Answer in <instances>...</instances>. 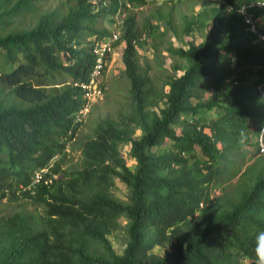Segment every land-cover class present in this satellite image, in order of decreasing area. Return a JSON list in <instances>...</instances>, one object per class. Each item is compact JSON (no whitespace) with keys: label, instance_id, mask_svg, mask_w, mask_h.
Instances as JSON below:
<instances>
[{"label":"trees","instance_id":"1","mask_svg":"<svg viewBox=\"0 0 264 264\" xmlns=\"http://www.w3.org/2000/svg\"><path fill=\"white\" fill-rule=\"evenodd\" d=\"M36 1L0 0V203L30 200L43 207L44 226L37 230L21 213L3 219L0 264H255L253 235L264 228V160L211 197L236 169L232 157L247 146L259 154L264 40L239 10L249 0H226L186 18L184 31L197 29L204 40L171 49L189 64L175 65L161 85L138 52L143 34L157 27L147 19L148 29L140 30L127 7L149 0H64L63 12L42 13L31 27L15 23ZM120 11L130 107L99 121L82 145L84 168L66 171L64 139L72 140L81 125L74 123L86 105L81 84L96 63L93 47L113 32L99 24L114 23ZM248 12L261 17L264 35V10ZM59 78L66 82L55 87ZM123 143L131 146L135 169L121 154ZM116 180L131 188L128 201L112 194ZM122 218L128 242L117 254L109 236Z\"/></svg>","mask_w":264,"mask_h":264},{"label":"rangeland","instance_id":"2","mask_svg":"<svg viewBox=\"0 0 264 264\" xmlns=\"http://www.w3.org/2000/svg\"><path fill=\"white\" fill-rule=\"evenodd\" d=\"M63 2L64 0H37L35 2L34 10L31 13L24 14L23 17L25 18L16 19L15 23H20L21 27H31L35 24L36 18L42 13L56 9L62 12L65 11L66 7H64ZM223 4H226V0H185L179 3L176 1V3L172 4L169 2L158 4L150 1L147 3L146 7L131 12L135 13L137 26L140 30L145 31L148 29L147 19H150V21L153 20L154 22L152 21V23L157 27L152 34L148 32L144 33L138 44L139 62L143 67L149 68L148 73L150 77L155 80L157 85H161V83L166 80L163 79L164 74L173 73V67L175 65L183 63V66L185 67L189 64L187 60L180 59L178 56L173 55L170 52L171 49H177L180 47L187 48L189 42H201L204 40L203 35L197 29L192 30L190 33L184 31L186 18L189 20L194 19V17H197V15L203 10H208L211 7L220 8ZM171 8L173 9V12L171 16L168 17V11ZM230 10L231 9L227 8V12ZM248 10L249 8L245 3L240 6V12L244 17L247 28L253 31L260 39L264 40V35L260 32L258 27V25H262L263 22L261 17H255V15L248 12ZM158 14H162L165 18L160 20V18L157 17L156 21L155 16ZM247 18H250L252 22H248ZM124 19V16L118 17L115 26L113 25L114 23H110L108 20L104 21V23L100 22L99 26L113 31L117 28L119 20V26L122 27L124 25ZM167 20H169L171 24H169ZM211 25L212 24H210V26ZM204 34H207V32ZM123 53L124 50H116L114 54L106 59L107 65L104 67L105 72L103 76L104 86H102L101 93L99 92L95 97L87 99L84 108L87 112L75 137L72 140H69L67 137L64 139V141L67 140L68 142V146L65 149L68 156L63 165V168L66 171H77L84 168L85 160L82 145L88 138L93 137V130L97 123L102 119H105L107 116L117 119L120 113H125L130 107V82L126 77L125 65L121 60ZM101 79V77L97 78V80L100 81ZM63 82H66L65 78H59L54 85H56L55 87H60ZM259 90H261V87H259ZM210 95V92H206L205 98H208ZM261 96L264 98V92L261 93ZM214 114L215 113H210L211 116H215ZM250 128H253V130L256 129L253 125ZM140 134V131L136 133V135ZM261 139L264 140V127L258 138V149ZM130 147L129 143L121 144V154L124 159H126L129 167L135 169L136 161L130 155ZM256 149L257 146H247L246 151L241 157L231 158L232 162L236 163V169L233 170L234 172L231 175H224L221 179L222 186L216 187L213 190L211 197L214 201L223 195L225 192V189H223L224 187L229 191L230 187L234 186L239 181L240 176L246 168L254 167L258 162H263L264 153L252 156V151H256ZM52 166L53 164L51 163L48 167L42 169L43 171L40 172L42 177ZM111 191L112 194L121 201H128L132 192L131 188L127 187L119 180H116V185ZM17 213L32 217L31 221L37 230L44 226V222L41 219L45 215L43 207L35 205L30 200L20 198L15 201L4 200L0 203V222ZM120 223L118 229L109 236L112 246L117 254L123 253L128 242L126 231L128 221L122 218L120 219ZM92 249H95L97 253L103 251L101 246L96 242L92 243ZM155 252L159 255L164 253L158 247L155 248Z\"/></svg>","mask_w":264,"mask_h":264},{"label":"built area","instance_id":"3","mask_svg":"<svg viewBox=\"0 0 264 264\" xmlns=\"http://www.w3.org/2000/svg\"><path fill=\"white\" fill-rule=\"evenodd\" d=\"M248 22H252L250 18H247ZM120 21L117 24V28L113 30L111 37L106 38L102 41H97L93 47L94 55L96 56V65L92 73V79L90 83L83 84L82 87L85 90L86 98L90 99L91 97H95L102 90V80H97V78L101 77L103 68L107 65L106 59L109 58L110 55L114 54L116 50H123V45L120 44V38L122 35V27L119 26ZM116 25V24H115ZM85 108V107H84ZM82 108L77 116L76 123H82L83 119L86 115V110ZM264 140L261 139L259 144V154L264 153ZM41 170L40 172H42ZM37 172L34 177L33 184H37L43 178L41 173Z\"/></svg>","mask_w":264,"mask_h":264},{"label":"clouds","instance_id":"4","mask_svg":"<svg viewBox=\"0 0 264 264\" xmlns=\"http://www.w3.org/2000/svg\"><path fill=\"white\" fill-rule=\"evenodd\" d=\"M150 1L151 2L157 1L155 3L162 4L164 1L165 2H170L171 0H149L148 2H150ZM245 4L247 5V7L249 9L253 8V9L264 10V0H249V2H247ZM146 5L147 4H143V7H139V8L136 9V5L135 4L133 5L129 1L127 3V7L129 9H132L131 10L132 12H135L137 10H140V9L144 8V7H146ZM228 9H231V7H228ZM239 10H240V8H239ZM120 13H121V11L118 13V15L116 17H114V19H115V22L113 24L114 26H115V24L118 21V17L124 16V15H122ZM122 31H123V26H122ZM120 44H122L123 46L125 45L123 42H120ZM95 58H96V56H95ZM95 65H96V63H95ZM95 65H94V68H95ZM94 68H93V70H94ZM93 70H92L91 75H90V81L92 79ZM104 72H105V68L102 70V76H101V78H102L101 80H102L103 85H104V80H103ZM90 81L87 82V83H82L81 87H82L83 84L90 83ZM82 89H83V87H82ZM84 97H85V90H84ZM85 100L87 102V98L86 97H85ZM74 124H80V123H74ZM69 134H71V132ZM253 244H254V249L253 250H254L255 257H256L255 264H264V228H260V229L255 230L254 235H253Z\"/></svg>","mask_w":264,"mask_h":264}]
</instances>
